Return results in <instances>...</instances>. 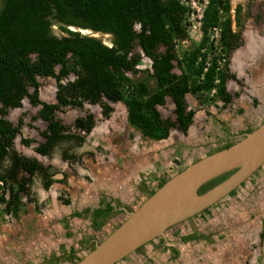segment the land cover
Listing matches in <instances>:
<instances>
[{
  "label": "rangeland",
  "instance_id": "rangeland-1",
  "mask_svg": "<svg viewBox=\"0 0 264 264\" xmlns=\"http://www.w3.org/2000/svg\"><path fill=\"white\" fill-rule=\"evenodd\" d=\"M262 1L264 0H252L248 5L246 0L231 1L233 4L235 2L240 4L241 7L239 14L241 25L237 31L242 32L244 25L248 23L252 25L258 23L257 26L264 24ZM51 28L54 35L60 34L56 23L53 22ZM134 28L136 29V26ZM263 32L260 28L255 31L257 35ZM80 33L99 38L104 45L110 44L108 35L88 31ZM244 37L242 40L246 46L242 43L243 46L239 48L241 54L236 51L237 49L227 52L226 68L229 77L224 79V87L228 89L229 95H233V92L237 94L238 98L235 101L241 102L243 98H246V101L234 106L230 103L225 108L217 101L200 105L194 98L187 96L186 110L194 112L191 125L184 134L169 129L168 137L161 141L142 138L137 131L128 127L124 106L121 103H108L112 113L109 118L104 119L99 114L97 104L83 102L81 108L64 107L55 111L54 117L69 128L67 134L72 138L55 143L48 155L40 156L34 152V148L43 143L41 133L45 123L36 117L38 107L31 106L23 99L20 108L7 109L4 118L11 125L16 126L18 118L21 120L19 132L13 139L12 149L22 157L35 159L44 168L45 174L50 176L52 183L44 190L42 187L44 178L41 173L33 175L30 183L24 185L25 191L19 192L22 209H19L15 216L5 213V204H0V264H66L69 262L66 259L76 256L77 251L80 258L83 257L92 243L97 244L124 220L125 214H118L122 210L121 207H130L131 212L148 197V190H155L157 179L163 176L167 180L174 176L183 167L211 152L213 144L215 149L223 147L220 140L224 136L222 134L224 110L234 111L241 107L242 111L246 105H252V99L255 98L251 95L249 85L253 86L252 83L260 80L262 82L260 92L264 86V52L258 54L257 49L259 45L264 46V42L258 39V36L256 38L252 36L254 38L248 42ZM182 46L188 48L191 44L188 42ZM158 51L162 52L163 47H159ZM130 54H140L138 47H133ZM140 60V65L136 69H148L149 61L144 57ZM236 63L241 67L239 72L234 71ZM127 75L131 79L141 78L139 74ZM230 76L235 77L236 82ZM72 78V75H69L62 79L61 83L71 81ZM36 81L39 84L38 99L45 103H53L54 81L48 77H36ZM233 83L234 89L231 88ZM164 100V104L158 106L156 110L161 119L173 121V105L168 97ZM260 113H264L263 105ZM86 114L92 116L91 130L85 133L74 129L72 121L75 118H83ZM257 114L245 117L243 124L248 125L247 119L256 117ZM243 117L242 113L241 118ZM251 126L253 128L256 125ZM74 136L81 141L76 143ZM240 138L241 135L236 136L232 142ZM22 140L31 142L28 146H23ZM65 154L67 158L64 157ZM8 165L5 159L0 165V175H4ZM21 176L24 174H18L17 179ZM1 182L0 195L6 200L9 186L15 190V185L10 181ZM65 200L68 201L67 204ZM105 204L112 208L111 217L105 219L102 225L100 223L98 229L91 230L88 227L90 213H83V210H92ZM76 213L80 216H76ZM241 221L245 223L241 225ZM66 225L67 229L64 228ZM177 226L181 229L180 233L186 232L185 227H189L195 233H198L202 226L210 228L212 236L210 235L208 239L212 247L204 246V253H198L199 257L194 255L198 258L196 263L264 264V163L246 178L232 195L228 193L204 212L200 211L196 216L187 218ZM61 229H65V234ZM170 231L171 229L167 230L165 236L168 237ZM179 235L176 234V237L179 238ZM191 239L192 236L188 234H181L179 238L180 242ZM174 241L178 240L173 236L171 244L180 249L181 254L174 256L173 251L167 249L168 245L158 242L155 248L142 247L121 264L188 263L191 259L185 261L183 252L189 243L179 247ZM69 248L72 249L71 254L68 253ZM230 251L232 254H229ZM186 255L184 257H190L188 253ZM155 256H162L166 260H158ZM180 258L184 261L182 262Z\"/></svg>",
  "mask_w": 264,
  "mask_h": 264
},
{
  "label": "trees",
  "instance_id": "trees-1",
  "mask_svg": "<svg viewBox=\"0 0 264 264\" xmlns=\"http://www.w3.org/2000/svg\"><path fill=\"white\" fill-rule=\"evenodd\" d=\"M239 11L237 7L236 22ZM53 22L57 24L58 36L52 32ZM69 28L108 35L110 44L104 45L99 38ZM213 28L219 29L225 58L221 69L216 66L217 56L210 58L207 67L204 64L206 54L214 52L206 37ZM201 29L200 41L183 48L182 42L187 39L184 9L174 0H0V165L5 159L9 163L0 182L15 185V190L9 186L6 200L0 195L5 213L15 216L22 209L19 192L25 191L24 185L36 173L44 178V190L52 183L35 159L22 157L12 149L21 120L18 118L16 126L11 125L4 118L7 109L20 108L24 98L38 107L36 117L45 123V128L41 133L43 143L36 145L34 152L44 156L55 143L72 138L67 134L69 128L54 117L55 111L81 108L83 102L97 104L102 118L111 112L109 102L123 103L127 126L150 141L166 139L174 126L185 133L193 116L192 110H186V95L200 105L214 101L226 105L230 100L224 87V79L229 77L227 52L239 46V35L230 28L229 0H209ZM133 47H138L140 54L131 55ZM159 47H163L162 52ZM142 56L150 62L149 68L137 70ZM127 74H139L141 78L131 79ZM69 75L72 80L61 83ZM36 77L54 81L53 103L38 99ZM165 97L173 104V121L162 120L156 110L164 104ZM92 124L90 114L72 121L74 129L85 133ZM74 139L76 143L81 141L75 136ZM30 142L22 140L21 144L28 146ZM232 172L206 182L197 193H204ZM18 174L24 176L17 179ZM157 180L155 189L165 182L162 178ZM153 192L148 190V196ZM83 213H90L91 226L99 228L111 216L112 208L105 204Z\"/></svg>",
  "mask_w": 264,
  "mask_h": 264
},
{
  "label": "water",
  "instance_id": "water-1",
  "mask_svg": "<svg viewBox=\"0 0 264 264\" xmlns=\"http://www.w3.org/2000/svg\"><path fill=\"white\" fill-rule=\"evenodd\" d=\"M25 99V98H24ZM264 163V122L227 148L204 156L168 178L106 237L73 264H115L171 225L227 195ZM233 171L204 193L206 182Z\"/></svg>",
  "mask_w": 264,
  "mask_h": 264
},
{
  "label": "crops",
  "instance_id": "crops-1",
  "mask_svg": "<svg viewBox=\"0 0 264 264\" xmlns=\"http://www.w3.org/2000/svg\"><path fill=\"white\" fill-rule=\"evenodd\" d=\"M232 0H229V19H230V28H231V31H234V30H237V28L241 25V20H240V17L238 16V22H236V19H237V15H236V8H240V11H241V7H240V4H237L235 2V4H233L231 2ZM263 2V5H264V1ZM251 3V1L247 2V5ZM256 22V21H255ZM256 24L258 23H254L253 25L248 23V24H245L244 25V28L243 30H241L242 32L238 31L240 33L239 35V39L242 41V43L244 44V46H246L242 40L244 37L245 41H249L250 39L254 38L252 36H255V38L257 37L258 39H260L261 41L264 42V35H257L255 33V31H258V28L262 29L264 31V24L262 23L261 25L257 26ZM257 26V27H256ZM255 34V35H254ZM251 37V38H250ZM257 45V44H256ZM260 46V45H259ZM258 46V47H259ZM258 54H261V52H264V46H260V48H258ZM237 48V47H236ZM234 48V49H236ZM263 48V49H262ZM233 49V50H234ZM262 49V51H261ZM237 52L240 53L239 51V48H237L236 50ZM241 54V53H240ZM241 64V62H240ZM256 65V64H254ZM235 72L236 71H240L239 69L241 68L240 65L238 66V63H236V66H235ZM254 69V68H253ZM252 71V70H251ZM234 79V82H236V78L235 77H232ZM262 82L260 80H257L255 81V83H252L253 86L249 85L251 88V95H254V99H252V105H246L245 108L243 109L242 108V111H241V107H239V109H235L234 111H230V109H225L224 110V118H223V123H222V129L224 131H222V134H224L223 138H221L220 142L222 145H226V144H231L233 143L232 142V139L235 138L236 136H239V135H242L243 133H246V132H249V130L255 128L258 124H260L263 120H264V113H260V109H261V106L263 105L264 106V86H263V89L262 91L260 92L259 89L262 88ZM264 84V83H263ZM234 83L231 84V88L234 89L233 87ZM260 87V88H259ZM227 93H228V89H226ZM229 94V93H228ZM237 94L233 92V95H230V100H229V103L224 105L225 108H227V106H229L230 103H232L231 105H235L238 103V105H241V103H243L244 101H246V98L241 102H237L235 101V99H237ZM223 105V104H222ZM256 105V107H254ZM243 113L244 117L241 118V114ZM249 113V114H248ZM253 113H258L256 117H251L250 119H247L248 120V125L247 124H243V120L245 119V117L247 118V116H251ZM240 116V117H239ZM257 122V123H256ZM255 124L256 126L252 128L251 125ZM239 134V135H238ZM221 137V136H220ZM228 140V141H226ZM226 141V143H224ZM224 143V144H223ZM213 146V149L210 148L211 152H216L217 150H221L223 147L219 148V149H215V144L212 145ZM209 152V153H211ZM208 154V153H207ZM187 219V218H186ZM185 219V220H186ZM63 221V220H62ZM184 221V220H182ZM180 221V222H182ZM178 222V223H180ZM178 223H175L173 225H171L170 227H168L167 229L164 230L163 234L162 235H159L157 236V238H153L152 240H149L148 242L140 245L138 248H136L132 253L128 254L127 256L123 257L122 259H120L119 261H117L115 264H121L122 261H124L129 255L131 254H134L136 251H138L139 249H141L142 247H153L155 248V244L160 242L161 244L163 243L164 245H168V250L169 251H173V255L176 256L178 254H181V251L180 249H177L176 246H172V242H171V238L174 236V238H176L178 241H174V244H176L177 246L179 245L180 246H183L185 245L186 243H189L188 246L186 248H184V256L188 253L190 254L189 258H186L183 256V258L185 259V261H187L188 259H191L188 263L185 262V264H192V263H195V264H199L196 263V261L198 260L197 257H195L194 255L198 256V253H204L203 249L207 246H209L210 248L212 247V244H210V241H209V237L210 235L212 236V233L211 231H209V227L208 226H202L199 230H198V233H195L192 229H190L189 227H185L186 228V232L184 233H180L181 229L179 228V226H177ZM243 223H245V221H241L240 224L242 225ZM41 225V224H40ZM65 229H67V225L64 227ZM65 229H61L65 234ZM171 229L168 235V238L167 236H165V232L167 230ZM241 229V228H240ZM244 230V228H243ZM226 231V230H225ZM223 230V232H225ZM67 233V232H66ZM176 234H183V235H191L192 236V239L191 240H188L187 242H180L179 238H180V235H179V238L176 237ZM229 234V233H228ZM43 236V235H42ZM165 236V237H164ZM154 239H157V240H154ZM40 240L42 241L43 238H40ZM155 241V242H154ZM168 241V242H167ZM45 242V241H43ZM85 244V243H84ZM205 244V245H204ZM169 245L171 247H169ZM205 246V247H204ZM20 247V246H19ZM173 247V248H172ZM204 247V248H203ZM21 249H24L22 247H20ZM152 248V249H153ZM11 250V248H10ZM72 250L71 248H69V251ZM88 250H90V247L88 248ZM207 250V253L209 252L208 249ZM71 254V252H69ZM77 255L76 256H72V258H67L66 260H69V262H66V264H73L77 261H73L74 259H80V256L78 255L79 254V251L75 252ZM229 254H232V252L230 251ZM73 255V253H72ZM85 255V254H84ZM83 255V256H84ZM144 255V254H143ZM183 255V254H182ZM187 256V255H186ZM156 257V256H155ZM199 257V256H198ZM158 258V260H166L164 259L162 256L160 257H156ZM183 258H180V260L183 262L184 259ZM201 258V256H200ZM132 263V262H131ZM130 263V264H131ZM166 263H168V261H166ZM172 264H175L174 262H172ZM225 264V263H223Z\"/></svg>",
  "mask_w": 264,
  "mask_h": 264
},
{
  "label": "built area",
  "instance_id": "built-area-1",
  "mask_svg": "<svg viewBox=\"0 0 264 264\" xmlns=\"http://www.w3.org/2000/svg\"><path fill=\"white\" fill-rule=\"evenodd\" d=\"M174 1L177 2L178 5L184 9L187 39L182 42V45L187 43L188 42L187 40L198 42L203 35L201 29L202 17L209 0H174ZM206 37L208 42L214 48V52L212 54H206V60H205L206 62L204 63L205 67L208 66L209 60L210 58H212V56H217L218 59L216 60V66L218 69H221L223 67L225 58L221 53V48L219 44V29L213 28L211 30H208L206 32ZM201 52H205L204 49H202ZM216 82L217 81L215 80L214 83ZM212 92L213 90L211 91V93Z\"/></svg>",
  "mask_w": 264,
  "mask_h": 264
},
{
  "label": "flooded vegetation",
  "instance_id": "flooded-vegetation-1",
  "mask_svg": "<svg viewBox=\"0 0 264 264\" xmlns=\"http://www.w3.org/2000/svg\"><path fill=\"white\" fill-rule=\"evenodd\" d=\"M251 2H252V0H250ZM246 2H249V0H246ZM262 13H263V15H264V5H263V3H262ZM239 14H240V11H239V13H238V16H239ZM233 33H235V32H237L238 33V35H240V33L237 31V30H234V31H232ZM239 46L237 47V48H240V47H242L243 45H242V41L239 39ZM236 48V49H237ZM232 50V49H231ZM112 113V110H111V112L109 113V116H110V114ZM99 114H100V112H99ZM174 115V114H173ZM101 116V115H100ZM109 116L107 117V118H109ZM174 117H175V115H174ZM107 118H104V119H107ZM174 120V119H173ZM220 137V136H219ZM234 142V141H233ZM207 154V153H206ZM162 179H165L163 176L161 177ZM238 187H240V185L238 186ZM49 188V187H48ZM237 188V187H236ZM235 188V189H236ZM234 189V190H235ZM47 190V189H46ZM155 191V190H154ZM67 201V200H66ZM33 208H35V206L33 205L32 206ZM121 209L122 210H120L119 211V213L118 214H122V215H124L125 214V217H126V215H127V213H129L130 212V207L128 208L127 206L126 207H121ZM196 216V215H195ZM111 216H109V218H110ZM125 217H124V219H125ZM88 227L89 228H91V230H96V229H98V228H93L92 226H91V221H90V218H89V220H88ZM92 245H96L95 244V242L94 243H92ZM91 246V245H90ZM89 251V250H88Z\"/></svg>",
  "mask_w": 264,
  "mask_h": 264
},
{
  "label": "clouds",
  "instance_id": "clouds-1",
  "mask_svg": "<svg viewBox=\"0 0 264 264\" xmlns=\"http://www.w3.org/2000/svg\"><path fill=\"white\" fill-rule=\"evenodd\" d=\"M69 29H71V28H69ZM72 29L74 30V28H72ZM76 30H77V29H76ZM77 31L81 32V31H88V30H77ZM88 32H90V31H88ZM80 34H81V33H80ZM82 35H83V34H82ZM187 41H188L191 45H192V44L194 45L195 43H198L200 40H199L198 42H194V41H192V40H191V41L187 40ZM188 42H187V43H188ZM142 57H143V56H142ZM149 63H150V62H149ZM225 90H226V89H225ZM212 93H213V92H212ZM212 93L210 92V94H212ZM187 96H188V95H186V96L184 97V101H185V103H186V100H185V99H186ZM189 97H190V96H189ZM191 98H193V97H191ZM22 100H23V99H22ZM217 102H219V101H217ZM109 103H112V102H109ZM113 103H115V102H113ZM119 103H121V102H119ZM220 103H221V102H220ZM121 104L124 106L125 117H126V107H125V105H124L123 103H121ZM172 105H173V104H172ZM188 110H190V109H188ZM157 112H158V111H157ZM158 114H159V113H158ZM193 115H194V112H193ZM192 118H193V116H192ZM162 120H164V119H162ZM125 121H126V119H125ZM168 121H169V120H168ZM262 122H264V120H263ZM262 122H261V123H262ZM191 123H192V121H191ZM261 123H260V124H261ZM126 124H127V123H126ZM190 125H191V124H190ZM190 125H189V126H190ZM189 126H188V127H189ZM170 129L177 130L175 126H174L173 128H170ZM187 129H188V128H187ZM253 129H254V128H253ZM253 129H251V130H253ZM251 130H249V131H251ZM177 131H179V130H177ZM180 132H181V131H180ZM185 132H186V131H185ZM181 133H182V132H181ZM246 133H247V132H246ZM168 134H169V130H168ZM182 134H184V133H182ZM243 134H244V133H243ZM241 136H242V135H241ZM167 137H168V135H167ZM167 137H166V138H167ZM42 139H43V138H42ZM235 142H236V141H235ZM233 143H234V142H233ZM231 144H232V143H231ZM231 144H230V145H231ZM230 145H229V146H230ZM218 151H219V150H218ZM211 153H213V152H211ZM211 153H208L207 155H209V154H211ZM36 154H37V153H36ZM38 155H40V154H38ZM207 155H205V156H207ZM40 156H44V155H40ZM45 156H46V155H45ZM201 158H202V157H201ZM199 159H200V158H199ZM196 161H197V160H196ZM194 162H195V161H194ZM194 162H192V163H194ZM190 164H191V163H190ZM188 165H189V164H188ZM188 165H187V166H188ZM185 167H186V166H185ZM185 167H183V169H184ZM165 181H166V180H165ZM240 185H241V184H240ZM156 189H157V188H156ZM156 189H155V190H156ZM148 197H149V196H148ZM205 210H207V209H204L202 212H204ZM196 215H197V214H196ZM193 216H194V215H193ZM191 217H192V216H191Z\"/></svg>",
  "mask_w": 264,
  "mask_h": 264
}]
</instances>
